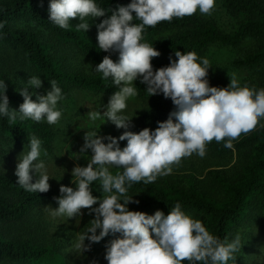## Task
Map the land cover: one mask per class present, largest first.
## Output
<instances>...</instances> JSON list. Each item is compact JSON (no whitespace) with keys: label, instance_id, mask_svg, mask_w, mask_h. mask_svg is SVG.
I'll return each mask as SVG.
<instances>
[{"label":"clouds","instance_id":"9594fccd","mask_svg":"<svg viewBox=\"0 0 264 264\" xmlns=\"http://www.w3.org/2000/svg\"><path fill=\"white\" fill-rule=\"evenodd\" d=\"M214 6L215 0H131L126 6L106 9L97 0H50L49 21L63 29L78 19L76 29L87 33L92 21L106 17L96 25L98 48L119 54L118 60L106 55L93 67L118 90L106 105L85 115L88 130H84L79 153L90 159H86V166L77 164L72 169L71 184L75 187L61 185L60 195L55 197L58 207L45 208L53 219L75 220L77 226L84 215L82 209L94 214L86 230L76 232L71 245L75 253L83 256L93 244L112 235L115 238L106 245L104 256L108 264H228L235 260L241 235L222 241L200 219L183 211L179 202L167 215L161 210L150 215L129 209L131 203H139L128 195L134 183L151 184L158 176L170 175L173 164L194 153L203 158L213 139L231 149L234 140L264 118V88L242 86L234 75L227 87L210 86V61L194 51L175 50L168 66L153 67V58L161 53L144 41L145 29L174 17L192 16L197 10L210 15ZM137 81L150 97L162 94L174 104L168 119L158 122L155 130H128L133 118L129 119L125 110L128 101L138 95ZM50 85L46 94L40 95L35 90L42 88L43 81L30 75L18 91L23 103L16 110L10 107L6 82L0 80V117L57 124L62 117L58 103L63 93L56 81ZM97 121H111L125 131L118 138L103 136L100 129L104 123L97 131ZM121 141H127L123 148ZM42 154L47 156L41 140L35 135L28 137L27 150L24 148L18 157L15 171L16 183L28 192L46 193L50 189L51 178ZM113 168L122 171L114 174ZM97 181L101 196L93 195L92 185Z\"/></svg>","mask_w":264,"mask_h":264},{"label":"trees","instance_id":"16d2710c","mask_svg":"<svg viewBox=\"0 0 264 264\" xmlns=\"http://www.w3.org/2000/svg\"><path fill=\"white\" fill-rule=\"evenodd\" d=\"M223 6L237 21V28L229 33L222 32L211 20L197 12L192 16L162 21L155 27H147L143 33L145 42L152 44L161 55L152 60L154 69L168 66L174 51H194L204 57L214 45L233 51L244 50L236 67L248 70L257 76L249 87L264 88V1L221 0ZM50 0H0V46L22 56L21 74L10 69L0 70V80L7 84L6 95L10 107L19 110L23 97L21 87L30 75L40 76L43 86L35 90H49L51 81L62 89L63 99H68L73 90L111 95L116 87L102 74H87L74 71L66 64L64 49L76 51L95 66L106 55L98 48L91 31H78V19L70 22L68 29L60 28L49 21ZM101 7L116 9L126 6L131 0H97ZM111 15V13H107ZM106 17L96 18L102 22ZM27 20L48 34L41 39L39 33L26 29H15L13 25ZM91 22V18H89ZM138 22V21H137ZM138 98L146 104L139 116L141 127L155 130L158 122L166 121L174 104L162 94L150 97L144 85L136 82ZM210 86H216L210 82ZM32 91V89H29ZM36 99V96H33ZM264 119V118H263ZM35 135L42 142L47 154L52 152L54 131L43 121H9L0 117V148L25 146L28 137ZM236 151L237 162L229 169L208 173V183L200 182L193 174L175 177H160L151 184L134 183L128 190L134 201L129 209L153 215L161 210L165 215L179 202L182 210L195 219L222 241L235 237L237 228L252 217L255 218L264 236V124L248 133H242L233 141L231 149L215 139L206 146V154L215 158H227ZM122 171V169H116ZM115 171V172H116ZM115 172H113L115 174ZM15 174H0V264H64L60 258L59 244H51L43 234L44 223L39 218L40 209L55 201L60 191L50 186L46 193L28 192L17 183ZM119 234H117L118 236ZM115 237L109 235L91 248H99ZM87 242V241H86ZM58 260V263H57ZM236 260V257H235ZM229 261L228 264H234Z\"/></svg>","mask_w":264,"mask_h":264},{"label":"rangeland","instance_id":"374dc122","mask_svg":"<svg viewBox=\"0 0 264 264\" xmlns=\"http://www.w3.org/2000/svg\"><path fill=\"white\" fill-rule=\"evenodd\" d=\"M197 13L204 19L213 21L222 32L229 33L237 28V21L229 14L221 0H215V6L210 15L201 14L199 10H197ZM98 23L100 22L92 21L89 29L96 40L98 35L96 25ZM13 28L32 30L39 33L41 39L48 38L46 32L41 31L36 25L27 20L17 22L13 25ZM245 49L246 47L238 51H233L220 45L212 46L204 56L209 59L212 66L208 74L209 82L214 83L218 87H227L230 83V77L234 75L242 86L244 84H255L257 80L256 74L245 69H240L235 65V61L243 57ZM63 54L66 56V64L72 70L87 74L97 73L93 68L95 65L76 51L64 49ZM113 54L114 61L118 60L119 54L116 52H113ZM22 65V56L17 54V52L0 46V70L10 69L16 74H21ZM46 92V89H42L37 93L44 95ZM113 94L103 95L82 90H73L68 99H62L58 103V108L62 110V117L57 124L50 125L54 131L52 152L47 154V156L43 154L41 156V159L45 160L48 167L51 178L49 180L50 186H54L58 190L61 185L75 187L71 184L72 169L77 164L86 166V159H90L89 156L79 153L84 143V130H88V121L85 115L90 109L99 110L103 104L106 105ZM145 107L146 104L138 98V95L128 101L125 114L129 119L133 118L131 127L128 130L138 133L143 129L138 121V116ZM103 110L101 111L103 112ZM43 122L47 123L46 121ZM103 123L104 121L96 122L95 128L97 131H99L100 125ZM263 124L264 119L262 118L258 121L257 127H261ZM124 131L125 129H118L111 121H108L101 126L100 134L118 138ZM107 142L105 141V143ZM126 143L127 141H121V147L126 146ZM6 148L3 150L0 148V174H15L18 157L24 151V148L27 150V145ZM88 155H91L90 150ZM236 162V151L233 152V155L221 159L207 154L201 158L194 153L189 157L181 158L178 164H173V172L170 175L160 177L179 176L184 174L183 171L186 170L185 174H193L200 182H205L207 185L209 172L229 169ZM112 171L115 172L116 169L113 168ZM92 191L94 196L102 195L98 181L92 185ZM48 206L53 208L58 207L55 200L40 209L41 216L39 218L45 225L43 234L51 244H59L60 258L64 264H93V262L95 264H108L104 259L106 245L108 243L99 248H91L83 256L75 253L71 248L76 232L85 231L88 226L87 224L94 218V214L88 215V209H82L84 215L79 226H77L75 220L68 221L66 218L53 219L45 210ZM237 233L241 235V247L235 253L236 260L234 264H264V236L260 226L252 215L247 222L237 228Z\"/></svg>","mask_w":264,"mask_h":264}]
</instances>
